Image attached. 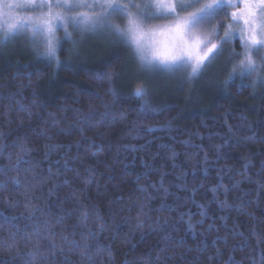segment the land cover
Returning <instances> with one entry per match:
<instances>
[{"label": "clouds", "instance_id": "obj_1", "mask_svg": "<svg viewBox=\"0 0 264 264\" xmlns=\"http://www.w3.org/2000/svg\"><path fill=\"white\" fill-rule=\"evenodd\" d=\"M18 11L29 23L52 17L55 52L50 55L44 39L33 40L27 30L20 36L34 57L25 66L31 71H18L11 85L0 84V264H264V158L257 164L264 138L256 139L262 118L218 104L222 112L182 121L153 87L151 77L160 70L142 63L128 42L130 20L152 27L191 18L196 9L154 19L146 0H108L103 7L37 0ZM84 16L101 23L91 30L78 23ZM215 23H194V30ZM95 36L122 46L114 58L126 53L137 78L120 87L119 73L106 61L89 70L91 87L54 105L43 100L39 81L55 79L79 56L64 41L76 45ZM18 37L0 32V52ZM65 51L68 57L61 55ZM245 56L252 59L251 69L241 64ZM229 63L216 85L220 99L233 89L264 98V48L239 46ZM167 75L184 82L197 78L190 67ZM33 122L38 139H10ZM236 145L244 150L232 159L229 149ZM109 151L113 163L124 156L121 171L134 185L131 195L101 180L109 166L99 157ZM138 155L141 171L134 173ZM94 183L98 196L109 195L106 202L89 195ZM205 188L210 199L200 198Z\"/></svg>", "mask_w": 264, "mask_h": 264}, {"label": "snow or ice", "instance_id": "obj_2", "mask_svg": "<svg viewBox=\"0 0 264 264\" xmlns=\"http://www.w3.org/2000/svg\"><path fill=\"white\" fill-rule=\"evenodd\" d=\"M79 2L81 6L103 7L108 0ZM35 3L37 0H0V32L11 38L30 29L32 39L40 35L48 46L49 54H54L55 39L50 27L52 17L47 21L29 23L31 18L22 19L19 15L20 6ZM146 8L154 19H167L178 15L181 10L196 9L191 18L178 19L170 24L144 27L136 20H130L128 42L135 47L142 63L155 66L161 73L172 74L190 67L191 76L198 77L224 54L227 44L238 43L245 49L264 48V0H146ZM213 21L218 23L205 31L194 30V23ZM78 23L95 30L101 21L84 16ZM245 62L249 69L253 67L250 56H245L241 64Z\"/></svg>", "mask_w": 264, "mask_h": 264}, {"label": "trees", "instance_id": "obj_3", "mask_svg": "<svg viewBox=\"0 0 264 264\" xmlns=\"http://www.w3.org/2000/svg\"><path fill=\"white\" fill-rule=\"evenodd\" d=\"M25 45V39L19 36L14 46L0 52V84L8 83L11 85V77L18 71H31V69L25 68V66L30 65L34 57L31 55L30 50L26 49ZM73 47L77 49L79 56L71 60L72 67L70 69H60L55 79H42L39 81L42 99L47 103L54 105L65 95L71 97L74 94V90L91 87L92 81L88 76L89 70L96 67H103L106 61H111V70L119 73L118 84L120 87L126 88L133 79L137 78V73L134 67L129 64L126 53H122L120 59L114 58V54L122 49V46L110 44L103 36L89 37L82 43L76 45L71 40L64 41L65 49H71ZM226 47H228L227 53L221 58L218 57L213 66L209 67L194 81L184 82L180 77L170 78L167 74L157 73L151 77L153 87L160 97L167 99L174 105L173 114H178L182 121H191L194 118L198 121L199 116L202 114L215 115L217 112H222L224 108L217 107L218 104H231L235 110L244 111L250 117L260 116L262 119L257 125L258 131L256 132L257 143H259L261 138H264V98L249 95L247 91L238 93L234 89L230 91L226 100H221L218 95L219 90L216 85L223 78H226L228 70L231 68V64L229 63L230 53L233 49L238 50L239 44H228ZM61 55L68 57L69 53L65 51ZM45 71L51 70L45 69ZM229 122L235 123L232 117L229 118ZM35 127L36 123L33 122L31 127L22 128L13 132L10 139H15L16 136L24 134L31 135L33 139H38L34 131ZM247 134L246 131L241 132V136ZM248 147L255 150V145L253 144H249ZM243 150L240 145L229 149L231 158L236 159ZM260 151L264 154V148H261ZM99 158L104 159L105 163L109 166L107 171H104L103 166H101L100 170L104 171L101 180H111L112 184H119L125 190L126 194L131 195L134 190V185L128 181V178L121 171L123 167L121 162L124 160V156L117 157L115 163L112 162L111 151L102 153ZM261 158H264V156L257 157V164ZM95 159L91 158L89 162L95 163ZM139 159L140 157L138 155L136 163L131 169L134 173L141 171ZM214 177L215 174H213L212 182H215ZM196 178L199 179V177ZM109 189L111 190V185H109ZM89 195L93 198H99L104 202L110 198L106 193H101L98 196L95 183L90 189ZM211 195L205 188L201 190L200 198L210 199ZM55 203H59V200H56ZM168 203L172 204L173 202L169 200ZM211 211L214 216L218 215L215 211V206H213ZM240 222L243 226V217L240 218ZM188 239L191 241L192 238L189 237Z\"/></svg>", "mask_w": 264, "mask_h": 264}, {"label": "rangeland", "instance_id": "obj_4", "mask_svg": "<svg viewBox=\"0 0 264 264\" xmlns=\"http://www.w3.org/2000/svg\"><path fill=\"white\" fill-rule=\"evenodd\" d=\"M19 15H21L20 13H19ZM235 27V26H234ZM223 34V33H222ZM75 39H78V37H74ZM228 45V44H227ZM227 45H225V49H226V51L224 52V54L222 55V56H220V58L221 57H223L226 53H227V51H228V47H226Z\"/></svg>", "mask_w": 264, "mask_h": 264}]
</instances>
